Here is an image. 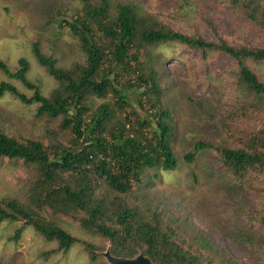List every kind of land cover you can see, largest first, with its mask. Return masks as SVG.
<instances>
[{"label": "trees", "instance_id": "16d2710c", "mask_svg": "<svg viewBox=\"0 0 264 264\" xmlns=\"http://www.w3.org/2000/svg\"><path fill=\"white\" fill-rule=\"evenodd\" d=\"M176 2L177 14L195 12L191 0ZM230 4L264 30V0ZM65 14L54 12L51 23L63 24L76 41L68 65L45 55L38 42L31 45L32 58L55 82L47 95L28 79L25 58L14 68L0 59V73L31 92L1 81L0 99L11 96L30 106L43 123L39 138L32 139L11 133L0 120V168L8 163L23 174L17 188L0 198V226L20 223L9 238L16 242L25 228L36 231L51 246L46 257L79 246L87 264H109L100 254L109 245L111 255L123 259L143 254L153 264H216V257L175 229L159 206H143L132 195L148 170L171 172L178 164L155 52L178 44L204 57L222 52L233 58L228 73L233 109L221 126L228 121L229 136L188 138L183 160L192 163L197 153L213 152L232 180L254 189L264 174V49L181 34L127 0H80L69 17ZM239 119L253 127L233 130ZM234 138L238 143L232 146ZM256 203L246 216L264 226V202Z\"/></svg>", "mask_w": 264, "mask_h": 264}, {"label": "rangeland", "instance_id": "374dc122", "mask_svg": "<svg viewBox=\"0 0 264 264\" xmlns=\"http://www.w3.org/2000/svg\"><path fill=\"white\" fill-rule=\"evenodd\" d=\"M79 1L0 0V59L14 68L19 58H25L30 65L28 79L44 95L54 88L55 82L32 58L31 45L38 42L45 55H52L61 66L68 65L76 56V41L63 24L59 27L51 19L56 11L69 17ZM127 1L140 5L181 34L264 49V30L236 13L230 0H191L195 6L191 17L177 14L176 0ZM154 64L162 100L173 118V150L178 164L171 172L148 170L132 195L138 196L143 206H159L175 229L216 257V264H264V226L250 223L246 216V211L257 208V201L264 202V174L254 189H248L232 180L213 152L197 153L192 163L183 160L188 138L221 141L229 136L230 130L225 127L228 121L221 126L233 109L234 90L228 74L234 65L233 58L222 52L204 57L202 51L170 44L155 52ZM258 77L262 80L261 75ZM1 81L14 84L25 95L31 94L0 73ZM0 120L11 133L19 132L32 139L39 138L43 124L34 116L33 108L11 96L0 99ZM236 125L253 127L241 119L232 125L233 130ZM237 143V138L229 142L232 146ZM22 175L8 163L0 168V198L17 188ZM20 226H0V264H87V256L79 246L64 256H44L51 246L31 228H25L17 242L10 241ZM73 234L80 237L76 228Z\"/></svg>", "mask_w": 264, "mask_h": 264}, {"label": "water", "instance_id": "95a60500", "mask_svg": "<svg viewBox=\"0 0 264 264\" xmlns=\"http://www.w3.org/2000/svg\"><path fill=\"white\" fill-rule=\"evenodd\" d=\"M101 256L109 264H153L151 260L148 257L144 256L143 254H139L131 259L114 257L110 253V247H108L105 252L101 253Z\"/></svg>", "mask_w": 264, "mask_h": 264}]
</instances>
